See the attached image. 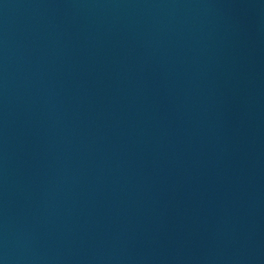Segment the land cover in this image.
Here are the masks:
<instances>
[{
  "label": "water",
  "instance_id": "water-1",
  "mask_svg": "<svg viewBox=\"0 0 264 264\" xmlns=\"http://www.w3.org/2000/svg\"><path fill=\"white\" fill-rule=\"evenodd\" d=\"M0 264H264V0H0Z\"/></svg>",
  "mask_w": 264,
  "mask_h": 264
}]
</instances>
